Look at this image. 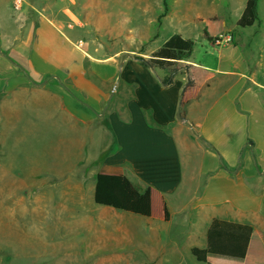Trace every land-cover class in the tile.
I'll return each mask as SVG.
<instances>
[{
  "label": "crops",
  "instance_id": "crops-1",
  "mask_svg": "<svg viewBox=\"0 0 264 264\" xmlns=\"http://www.w3.org/2000/svg\"><path fill=\"white\" fill-rule=\"evenodd\" d=\"M23 13L13 20L14 28L0 15V126L12 131L18 124H34L32 118H43L44 125L64 120L76 145L91 151L89 158L75 154L80 177L75 195L88 207L51 219L70 234H85L81 254L70 260L66 254L63 264H264V46L259 54L251 41L237 40L242 11L233 25L223 23L213 34L204 23L207 36L220 42L204 37L208 52L181 61L186 68L168 86L161 84L166 70L156 72L126 54L128 64L120 71L121 55L94 57L82 50V41L73 45L60 21L41 11ZM225 34L231 43L222 42ZM82 57L96 68L83 72ZM34 61L45 67L37 69ZM188 79L198 94L180 117L179 98ZM33 106L43 112H32ZM98 172L123 175L139 190L159 191L170 219L106 206L97 213L87 188L93 195ZM213 220L252 228L243 258L208 254L200 262L192 255V248H206Z\"/></svg>",
  "mask_w": 264,
  "mask_h": 264
},
{
  "label": "rangeland",
  "instance_id": "rangeland-1",
  "mask_svg": "<svg viewBox=\"0 0 264 264\" xmlns=\"http://www.w3.org/2000/svg\"><path fill=\"white\" fill-rule=\"evenodd\" d=\"M245 1L167 0L168 12L160 19L164 10L162 0H21L19 9L15 6L16 0H0V15L6 20L4 25L12 24L14 28L13 20L20 18L24 11H41L60 21L61 29L69 33L73 45L82 41V50L92 56L121 55L116 58L121 71L128 64L126 54L149 55L174 34L193 40L192 56L201 58L211 47L203 30L207 27L213 34L224 24L233 25ZM257 12L258 21L251 27L237 26L236 34L240 44L251 41V49L259 48L254 52L262 54L264 0H258ZM34 15L37 20L38 13ZM56 46L66 51L62 44L56 43ZM35 63L37 69L45 67L41 62ZM80 67L83 72H91L96 65L82 57ZM50 79L48 76L44 81ZM113 100L118 101L117 95ZM31 111L43 112L38 106L31 107ZM31 120L35 123L18 124L12 131L10 126H0V264H63L67 262L63 259L70 260L81 254L78 250L86 239L85 234H70L68 228L51 219L54 214L73 213L88 207L85 198L79 204L80 198L75 195L74 185L80 181L75 173V154L79 151L82 157L89 158L91 151L89 146L80 149L76 145L77 138L64 120L49 125L43 124V118ZM102 152L99 147L100 160ZM87 196L97 213L106 212L108 208L94 203L91 187L87 188ZM66 254L70 255L68 259Z\"/></svg>",
  "mask_w": 264,
  "mask_h": 264
},
{
  "label": "trees",
  "instance_id": "trees-1",
  "mask_svg": "<svg viewBox=\"0 0 264 264\" xmlns=\"http://www.w3.org/2000/svg\"><path fill=\"white\" fill-rule=\"evenodd\" d=\"M163 18L168 12L167 0H162ZM258 0H246L244 8L236 25L241 28L251 27L258 21ZM208 41H215L207 36ZM194 41L183 38L179 34L170 36L161 47L153 51L148 58L134 55L133 59L142 66L150 69L166 70L168 75L161 84L168 86L173 83L175 76L186 66H180L181 61L187 60L194 48ZM198 94V86L188 79L182 88L179 107L180 117H183L184 106ZM93 200L96 205L111 207L117 211L128 212L160 221L170 219V211L163 195L154 188L137 189L125 176L98 172L95 176ZM252 228L248 225L213 220L207 231V246L205 249L192 248V255L200 262H206L208 254H217L243 258L246 255Z\"/></svg>",
  "mask_w": 264,
  "mask_h": 264
},
{
  "label": "built area",
  "instance_id": "built-area-1",
  "mask_svg": "<svg viewBox=\"0 0 264 264\" xmlns=\"http://www.w3.org/2000/svg\"><path fill=\"white\" fill-rule=\"evenodd\" d=\"M20 3H21V0H16V2H15L16 8H18V9L20 8ZM232 40H233V38L230 34H225L222 36V42H224V43H231ZM219 42H220V39L217 38V40H215L213 43L217 44Z\"/></svg>",
  "mask_w": 264,
  "mask_h": 264
}]
</instances>
